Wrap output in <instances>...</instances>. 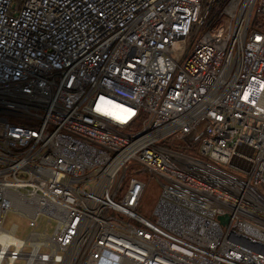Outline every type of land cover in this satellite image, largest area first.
Masks as SVG:
<instances>
[{
    "label": "built area",
    "instance_id": "built-area-1",
    "mask_svg": "<svg viewBox=\"0 0 264 264\" xmlns=\"http://www.w3.org/2000/svg\"><path fill=\"white\" fill-rule=\"evenodd\" d=\"M20 261L264 264V0H0V264Z\"/></svg>",
    "mask_w": 264,
    "mask_h": 264
},
{
    "label": "rangeland",
    "instance_id": "rangeland-1",
    "mask_svg": "<svg viewBox=\"0 0 264 264\" xmlns=\"http://www.w3.org/2000/svg\"><path fill=\"white\" fill-rule=\"evenodd\" d=\"M125 130H128V128ZM161 190L162 188L160 184L155 179L149 180V186L143 201V208H142L143 214L148 216L154 213ZM12 222H16L19 224L20 229L17 232L18 236L23 237L30 230L28 226V221L25 218L14 212H9L4 224L6 227H9L12 224ZM39 228L41 230L46 229L47 231L52 232L54 228V223H48L47 219L43 218L41 220ZM18 264H23V262L20 261Z\"/></svg>",
    "mask_w": 264,
    "mask_h": 264
},
{
    "label": "water",
    "instance_id": "water-1",
    "mask_svg": "<svg viewBox=\"0 0 264 264\" xmlns=\"http://www.w3.org/2000/svg\"><path fill=\"white\" fill-rule=\"evenodd\" d=\"M218 219L220 220L221 223L226 224L229 220V216L228 215H220V216H218Z\"/></svg>",
    "mask_w": 264,
    "mask_h": 264
},
{
    "label": "bare ground",
    "instance_id": "bare-ground-1",
    "mask_svg": "<svg viewBox=\"0 0 264 264\" xmlns=\"http://www.w3.org/2000/svg\"><path fill=\"white\" fill-rule=\"evenodd\" d=\"M168 220V219H167Z\"/></svg>",
    "mask_w": 264,
    "mask_h": 264
}]
</instances>
